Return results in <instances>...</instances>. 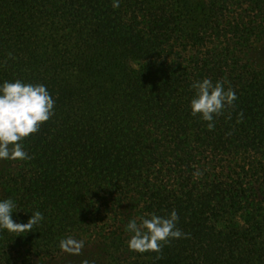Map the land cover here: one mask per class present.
Returning a JSON list of instances; mask_svg holds the SVG:
<instances>
[{"label": "trees", "instance_id": "obj_1", "mask_svg": "<svg viewBox=\"0 0 264 264\" xmlns=\"http://www.w3.org/2000/svg\"><path fill=\"white\" fill-rule=\"evenodd\" d=\"M263 46L264 0H0V82L55 100L0 168L13 219L44 215L0 230V264H52L67 238L89 264H264ZM204 78L237 95L212 131ZM173 210L187 238L129 249L130 220Z\"/></svg>", "mask_w": 264, "mask_h": 264}, {"label": "clouds", "instance_id": "obj_2", "mask_svg": "<svg viewBox=\"0 0 264 264\" xmlns=\"http://www.w3.org/2000/svg\"><path fill=\"white\" fill-rule=\"evenodd\" d=\"M112 7L119 8L120 0H112ZM190 87L194 90L190 100L191 114L199 115L212 131L216 117L223 115L224 110L236 101V92L230 87L226 89L225 82H213L210 78L193 81ZM54 107L55 100L46 85L25 83L20 79L0 82V160L30 159L21 142L39 131L40 125L54 114ZM17 209L13 199H0V230L24 233L44 220L42 212L30 211L27 222L18 223L12 217ZM178 219V213L173 210L168 216L153 213L150 217H141L139 223L130 220L125 226V230L132 234L129 249L158 253L171 239L187 238L188 234L177 227ZM83 246L82 240L67 238L61 241V247L66 251L78 253Z\"/></svg>", "mask_w": 264, "mask_h": 264}, {"label": "rangeland", "instance_id": "obj_3", "mask_svg": "<svg viewBox=\"0 0 264 264\" xmlns=\"http://www.w3.org/2000/svg\"><path fill=\"white\" fill-rule=\"evenodd\" d=\"M262 56L264 57V46L262 47ZM261 56V55H259ZM258 56V58H259ZM7 160H0V168ZM90 255L85 248H82L78 253L74 251H65L57 261L52 264H84L85 261L89 264Z\"/></svg>", "mask_w": 264, "mask_h": 264}]
</instances>
